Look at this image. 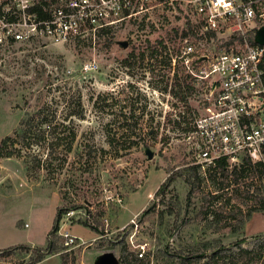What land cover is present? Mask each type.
<instances>
[{"label": "rangeland", "instance_id": "1", "mask_svg": "<svg viewBox=\"0 0 264 264\" xmlns=\"http://www.w3.org/2000/svg\"><path fill=\"white\" fill-rule=\"evenodd\" d=\"M187 24L193 30L185 37L213 50L217 39L201 41L192 15L161 7L106 31L85 29L65 43L0 49V142L16 129L26 132L9 147L18 154L0 156V247L45 246L57 208L80 204L60 231L84 242L66 251L57 241L69 264H96L105 252L119 259L121 248L138 251L143 243L150 264H169L178 252L201 255L207 241L230 254L244 239L240 246L258 251L264 210L247 213L261 207L263 176L246 171L223 180L217 165L198 166L189 196V183L177 174L196 165L194 122L214 105L210 80H196L174 59ZM110 128L120 135L114 147ZM170 174L174 179L156 194ZM87 209L103 235L76 222ZM29 257L17 252L0 264H26ZM60 262L53 254L36 264Z\"/></svg>", "mask_w": 264, "mask_h": 264}, {"label": "built area", "instance_id": "2", "mask_svg": "<svg viewBox=\"0 0 264 264\" xmlns=\"http://www.w3.org/2000/svg\"><path fill=\"white\" fill-rule=\"evenodd\" d=\"M158 7L192 15L201 41L217 39L211 50L185 37L174 58L196 80H210L214 99L194 122L196 165L249 157L261 164L264 179V43L256 40L264 0H0V49L43 39L65 43L85 29L95 34ZM59 234L66 251L84 242L68 231ZM137 255L145 257L144 243Z\"/></svg>", "mask_w": 264, "mask_h": 264}, {"label": "trees", "instance_id": "3", "mask_svg": "<svg viewBox=\"0 0 264 264\" xmlns=\"http://www.w3.org/2000/svg\"><path fill=\"white\" fill-rule=\"evenodd\" d=\"M196 27L200 30V25L196 24ZM108 27L100 28V30L106 31ZM190 30H193V27H190L189 24H187L186 29L183 30V37H185ZM192 32V31H191ZM211 34H209V37ZM190 89L191 86L186 84V89ZM41 113V112H39ZM111 126V124H110ZM123 130L127 132L128 125H125V122L123 123L122 127ZM112 128L108 131L109 137L108 142L109 144L114 147L116 146V142L120 140V137L118 138L116 132H111ZM124 131V132H125ZM25 130L19 128L15 130V137L13 136H6L4 137L0 142V156H11L18 154V151H16V147L9 148L11 145H16L17 142L21 137L25 135ZM75 138V135L73 134L68 149L72 150V142ZM127 138V137H125ZM230 163L226 161L225 159L218 160L217 167L221 172V175L223 177V180H229L230 176H233L234 180H237L239 176H242L244 172L246 171H252L253 174L257 175L259 178L263 176V169L261 167L260 163H254L249 157H243L242 163L240 164V167L234 166L232 169L229 167ZM186 170V171H184ZM177 173V172H176ZM174 174V173H173ZM186 178V181L190 185V191L189 196H191L193 192L194 185L196 183V180L193 179L195 177L198 180V165H189L186 166L183 171L181 170L180 173ZM175 175H168L166 180L159 186V188L156 191V194H160L165 186L170 184V182L174 179ZM251 190L249 187L246 189V193H249ZM256 191L258 192L259 189L257 188ZM249 195V194H248ZM217 195H214L216 197ZM264 199V198H263ZM261 200V207L257 208L254 207L247 213V217L251 215V213L255 210H264V200ZM81 207L80 204H69L65 206H59L57 208V212L53 221V225L48 233L47 236V244L45 246H39L35 245L32 246L31 244H17L12 245L5 248H0V257L9 256L14 253H23V254H30L29 260L26 262V264H35L41 260H43L46 256L54 253H58L61 258V264H69V255L68 252H64L61 250V248L58 246L57 241L58 239H61L62 242H64V238L59 235V230L61 228L63 217L71 210H76ZM149 209H147L144 212H147ZM86 213L87 216H83L79 218L76 222L83 223L87 226H90L94 230H96L100 235H103L104 229H100L98 226L99 222L95 218V216L91 213L90 209H87ZM219 215V214H218ZM74 222V220H73ZM243 222V221H242ZM101 238V237H100ZM103 238V236H102ZM244 240V239H241ZM240 240V241H241ZM239 241V242H240ZM239 242L233 243V245L237 246V251H234L230 254L223 253L227 247L225 245H220L218 247H213L212 243L210 242H204L202 244V253L201 255H195L193 253H174L167 261L169 264H195L196 262L200 260H204L202 264H264V242L260 244V247L258 251L248 249L246 247H242L239 245ZM197 253V252H196ZM199 253V252H198ZM147 256L141 258L138 257L137 251H128L127 247L124 246L121 248V254L119 257V264H150V257Z\"/></svg>", "mask_w": 264, "mask_h": 264}, {"label": "water", "instance_id": "4", "mask_svg": "<svg viewBox=\"0 0 264 264\" xmlns=\"http://www.w3.org/2000/svg\"><path fill=\"white\" fill-rule=\"evenodd\" d=\"M256 40L264 43V28L260 29L256 35ZM118 259L112 252H105L102 254L96 264H117Z\"/></svg>", "mask_w": 264, "mask_h": 264}, {"label": "crops", "instance_id": "5", "mask_svg": "<svg viewBox=\"0 0 264 264\" xmlns=\"http://www.w3.org/2000/svg\"><path fill=\"white\" fill-rule=\"evenodd\" d=\"M136 215H137V213H136ZM64 227V226H63ZM74 235V234H73ZM76 236V235H75ZM27 244H33L32 242H30V241H28L27 242ZM34 245V244H33ZM37 245V244H36ZM40 246V245H39ZM0 248H2V247H0ZM54 254H58V253H54ZM53 254H50V255H48V256H46L43 260H46L47 258H49L50 256H52ZM59 255V254H58ZM42 261V260H41ZM40 262V261H39ZM38 263V262H37ZM36 264V263H35ZM60 264H61V262H60Z\"/></svg>", "mask_w": 264, "mask_h": 264}]
</instances>
